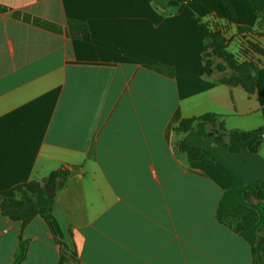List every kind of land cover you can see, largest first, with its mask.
I'll return each mask as SVG.
<instances>
[{"label":"crops","instance_id":"crops-1","mask_svg":"<svg viewBox=\"0 0 264 264\" xmlns=\"http://www.w3.org/2000/svg\"><path fill=\"white\" fill-rule=\"evenodd\" d=\"M0 0V199L68 172L51 213L21 230L0 213V264H251L252 231L219 216L264 185V143L231 154L181 120L264 129V58L253 90L204 71L198 23L240 63L264 48L248 0ZM68 21L84 24L72 30ZM248 29L249 32L239 31ZM246 51V52H245ZM240 80V79H239ZM180 143L214 164L187 161Z\"/></svg>","mask_w":264,"mask_h":264},{"label":"trees","instance_id":"trees-1","mask_svg":"<svg viewBox=\"0 0 264 264\" xmlns=\"http://www.w3.org/2000/svg\"><path fill=\"white\" fill-rule=\"evenodd\" d=\"M248 1L253 7L255 19L258 21L257 27L261 30L259 35L264 36V0ZM217 2L229 11V7L224 0H217ZM67 25L72 30H78L81 33L86 32L85 26L81 22L68 21ZM198 27L205 48L212 47L214 48V51H219L222 55H224V57L226 56V58L228 57L233 59L232 56L225 52L227 40L223 38L219 32H208L205 26L201 23H198ZM239 31L249 32L250 30L241 28ZM209 64L210 62H207L206 65ZM243 66L245 67V72H242L241 68H244ZM237 70L241 73L240 76L235 80H231L234 82H240L244 89L248 93H251L253 90L256 64H238ZM204 71L208 73L206 68H204ZM248 71L250 72L248 73ZM174 131L176 133L193 131L200 138L213 139L215 143L226 146L231 154H238L242 150L253 151L260 143H264V129L253 131L228 130L225 128L222 118L211 113L201 115L197 118L181 120L175 127ZM179 149L185 155L187 161H198L210 168L214 166L213 162L205 154H203L199 148L190 147L185 143H180ZM67 176L68 172L56 170L50 173L47 177L41 179L40 182H32L27 185L14 187L13 192L18 193L24 189L30 194V197L26 196L24 201L0 199L1 215L13 223H19L21 230H23L36 216L51 213L53 207V197L46 194L45 188L53 189L57 179ZM252 196L264 198V185L257 187L253 191ZM242 209L243 206L223 212L218 218L219 222L222 223L226 220V214L238 213L242 211ZM250 227L251 225L249 224L244 227H232V230L235 233H239ZM18 239L19 250L13 264H16L21 259L25 249L26 242L22 241L20 235ZM261 248L264 250V246H261Z\"/></svg>","mask_w":264,"mask_h":264},{"label":"rangeland","instance_id":"rangeland-1","mask_svg":"<svg viewBox=\"0 0 264 264\" xmlns=\"http://www.w3.org/2000/svg\"><path fill=\"white\" fill-rule=\"evenodd\" d=\"M248 48L250 53H244L243 61L237 63V61L226 58L219 51H213L210 54L209 65L205 68L210 72V70L225 71L226 77L232 80L237 79L241 73L238 72V64H253L257 65L259 61L258 56L264 58V48L259 45L248 42ZM244 67V66H243ZM242 72H245V67L241 68ZM250 71H248L249 73ZM45 188V192L47 194ZM226 221L230 227H244L246 225H251L245 231H252V244H251V264H264V250L261 246H264V198L252 196L247 199L246 204L243 205L242 211L238 213L226 214Z\"/></svg>","mask_w":264,"mask_h":264}]
</instances>
